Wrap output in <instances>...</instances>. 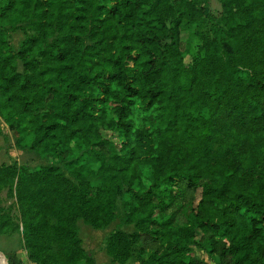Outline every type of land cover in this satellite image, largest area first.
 <instances>
[{
	"label": "trees",
	"instance_id": "trees-1",
	"mask_svg": "<svg viewBox=\"0 0 264 264\" xmlns=\"http://www.w3.org/2000/svg\"><path fill=\"white\" fill-rule=\"evenodd\" d=\"M255 1L219 0L216 17L210 0H0V119L52 163L0 167L29 260L96 264L77 221L107 227L125 199L135 231L111 233L115 263L209 264L191 249L203 245L222 264H264V163L243 145L264 136Z\"/></svg>",
	"mask_w": 264,
	"mask_h": 264
},
{
	"label": "rangeland",
	"instance_id": "rangeland-1",
	"mask_svg": "<svg viewBox=\"0 0 264 264\" xmlns=\"http://www.w3.org/2000/svg\"><path fill=\"white\" fill-rule=\"evenodd\" d=\"M257 2H260V7L257 11V13L259 12L260 18L264 16V0H256L255 4ZM210 4L212 14L218 17L221 13L219 0H210ZM259 22L264 26V17L259 20ZM210 32L211 28L208 27L204 30V35L206 37L211 36ZM23 40L24 36L21 32L9 36V42L16 51L19 49ZM200 45V40L195 38L193 41L195 52H198ZM249 63L251 64V62L247 61L243 64L246 65ZM0 128L3 129V135L0 136V167H17L18 169L24 167L34 172L52 165L51 160L43 159L31 151L19 149L15 144L13 134L8 130L1 119ZM244 135L245 134H243V136ZM243 145L246 152H248V156L252 158L253 161L264 163V136L255 138L254 143L246 140L243 142ZM66 178L69 179V176L66 175ZM196 196L199 198L200 193ZM124 203L125 199L117 200L116 217L107 227L94 228L85 224L82 220L77 221L78 237L81 240V247L87 256L95 260L96 264H140L137 252H134L131 258L124 263H115L107 254L109 238L114 230L119 229L127 234H132L135 231L134 226L121 225ZM0 208L6 212V219H2L4 213L1 212V222L4 221L7 226H10L9 229L0 231V255L5 258L9 255L16 256L23 264H39L29 260L28 250L24 241L21 214L16 205L15 197L10 195L8 187L0 188ZM191 249L201 261H205L209 264H222L217 259H212L203 245L192 246Z\"/></svg>",
	"mask_w": 264,
	"mask_h": 264
},
{
	"label": "water",
	"instance_id": "water-1",
	"mask_svg": "<svg viewBox=\"0 0 264 264\" xmlns=\"http://www.w3.org/2000/svg\"><path fill=\"white\" fill-rule=\"evenodd\" d=\"M0 264H7L6 258L0 255Z\"/></svg>",
	"mask_w": 264,
	"mask_h": 264
}]
</instances>
